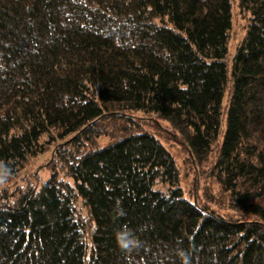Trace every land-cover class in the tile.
Returning <instances> with one entry per match:
<instances>
[{
    "label": "trees",
    "instance_id": "trees-1",
    "mask_svg": "<svg viewBox=\"0 0 264 264\" xmlns=\"http://www.w3.org/2000/svg\"><path fill=\"white\" fill-rule=\"evenodd\" d=\"M161 123L219 200L185 197ZM51 146L1 193L0 264H264V0H0L2 180Z\"/></svg>",
    "mask_w": 264,
    "mask_h": 264
},
{
    "label": "rangeland",
    "instance_id": "rangeland-1",
    "mask_svg": "<svg viewBox=\"0 0 264 264\" xmlns=\"http://www.w3.org/2000/svg\"><path fill=\"white\" fill-rule=\"evenodd\" d=\"M247 23L248 16L240 14L235 4L233 9V26L228 44L229 57L234 54L242 41ZM158 130H154L156 135L176 161L180 172V185L185 197L190 201L198 200L199 202H204L208 201L206 197L209 194L219 200L223 193H221L217 182L211 177L210 168L205 167L201 169V167H198L190 158L186 147L175 134L170 132L166 124L161 123V128ZM108 141V138L102 137L97 143L99 146H103ZM55 151L56 146H51L46 153L31 160L29 165L16 178H11L8 182L6 180L0 181V196L4 191L8 192L9 195H13L19 190L26 191L32 187H40L53 173L54 163L57 161ZM68 181L70 182V179ZM214 209L220 210L217 206ZM223 210L227 211L226 208H223ZM229 213L235 214V212Z\"/></svg>",
    "mask_w": 264,
    "mask_h": 264
},
{
    "label": "clouds",
    "instance_id": "clouds-1",
    "mask_svg": "<svg viewBox=\"0 0 264 264\" xmlns=\"http://www.w3.org/2000/svg\"><path fill=\"white\" fill-rule=\"evenodd\" d=\"M7 176V169L4 168L3 166H0V180L5 179ZM116 240L117 243L121 247H128V245L131 243L129 240L128 234L126 232H117L116 234ZM182 259H183V264H189V259L188 256L185 255L184 253H181Z\"/></svg>",
    "mask_w": 264,
    "mask_h": 264
}]
</instances>
